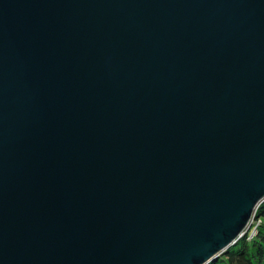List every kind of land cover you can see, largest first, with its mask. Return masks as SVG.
Instances as JSON below:
<instances>
[{"label":"water","instance_id":"water-1","mask_svg":"<svg viewBox=\"0 0 264 264\" xmlns=\"http://www.w3.org/2000/svg\"><path fill=\"white\" fill-rule=\"evenodd\" d=\"M264 202V0H0V264H211Z\"/></svg>","mask_w":264,"mask_h":264},{"label":"trees","instance_id":"trees-1","mask_svg":"<svg viewBox=\"0 0 264 264\" xmlns=\"http://www.w3.org/2000/svg\"><path fill=\"white\" fill-rule=\"evenodd\" d=\"M254 220L257 234L249 239L250 231L247 232L211 264H264V202L257 208Z\"/></svg>","mask_w":264,"mask_h":264},{"label":"built area","instance_id":"built-area-1","mask_svg":"<svg viewBox=\"0 0 264 264\" xmlns=\"http://www.w3.org/2000/svg\"><path fill=\"white\" fill-rule=\"evenodd\" d=\"M254 219H255V217L252 219L251 224L254 223ZM251 224H250V225H251ZM249 227H250V226H249ZM256 234H257V226H255V229L253 230V232L250 233V235H249V239L252 238L253 236H255Z\"/></svg>","mask_w":264,"mask_h":264},{"label":"rangeland","instance_id":"rangeland-1","mask_svg":"<svg viewBox=\"0 0 264 264\" xmlns=\"http://www.w3.org/2000/svg\"><path fill=\"white\" fill-rule=\"evenodd\" d=\"M254 221H255V220H254ZM255 224H256V223H255ZM255 226H256V225L251 224L250 227H249V229H248V232L250 231V233H252L253 230L255 229Z\"/></svg>","mask_w":264,"mask_h":264}]
</instances>
